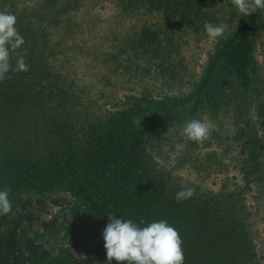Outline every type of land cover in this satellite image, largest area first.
Instances as JSON below:
<instances>
[{"label": "trees", "instance_id": "trees-1", "mask_svg": "<svg viewBox=\"0 0 264 264\" xmlns=\"http://www.w3.org/2000/svg\"><path fill=\"white\" fill-rule=\"evenodd\" d=\"M103 1L39 0L17 16L24 44L10 51V63L15 68L23 57L27 70L0 80V188L10 189V200L27 192H68L83 218L102 230L111 213L137 222L165 219L179 231L185 264H259L245 191L193 188L191 198L178 202L182 188L155 161L150 146L164 139L170 121L230 114L244 188L264 200V76L253 45L264 7L250 0L248 12L214 45L189 94L156 97L143 90L121 109L104 113L86 103L58 69L61 44L54 42L57 34L62 41L73 35L74 15L85 3ZM110 1L127 16L144 11L162 18V25L142 26L123 38L122 52L143 63V71L170 62L175 32L218 23L215 0ZM103 62L111 63L108 55ZM30 247L38 261L62 263L42 246ZM22 248L16 229H0V264H21ZM91 255L97 261L106 257L104 241Z\"/></svg>", "mask_w": 264, "mask_h": 264}, {"label": "rangeland", "instance_id": "rangeland-1", "mask_svg": "<svg viewBox=\"0 0 264 264\" xmlns=\"http://www.w3.org/2000/svg\"><path fill=\"white\" fill-rule=\"evenodd\" d=\"M215 1L213 13L218 23L213 24L223 27L222 35L213 38L204 29L175 32V52L170 62L159 70L151 64L149 71H143V63H138L134 57L128 60V51L127 54L122 52L123 38L142 26L162 25L161 16L144 11L127 16L110 0L85 3L74 15L78 27L73 35L66 41L58 34L54 36V42L61 44L58 69L75 83L79 95L97 112L119 110L143 90H149L156 97L187 95L199 82L216 42L228 34L250 6V0H243L247 10L242 11L234 0ZM38 3L39 0H0V12L17 18ZM255 32V58L264 76V11ZM105 55L111 60L110 64L103 62ZM113 59L119 61V65ZM202 120L211 121L213 125L202 143L183 138L182 128L187 120L181 123L173 120L168 123L164 139L151 144L150 152L176 186L201 192H217L223 186L244 190L257 259L259 264H264V200L256 201L255 194L244 188L240 144L235 145L232 139V118L230 114L204 115ZM262 137L264 140V132ZM11 202V211L0 215V229H16L18 245L23 246L21 264L38 261L31 245L42 246L61 264H108L107 257L97 261L91 255V251L103 243V230L83 218L81 208L70 193L53 191L35 195L27 192ZM37 264L47 263L38 261Z\"/></svg>", "mask_w": 264, "mask_h": 264}, {"label": "clouds", "instance_id": "clouds-1", "mask_svg": "<svg viewBox=\"0 0 264 264\" xmlns=\"http://www.w3.org/2000/svg\"><path fill=\"white\" fill-rule=\"evenodd\" d=\"M242 10H247L243 0H234ZM264 7V0H255V5ZM16 17L0 12V80L10 71L27 70L23 57L16 61L15 68L10 63V51L20 48L24 39L18 32ZM204 30L210 37H219L223 27L209 22L204 23ZM211 121L190 119L182 128L186 141L202 143L210 134ZM193 188H182L175 194V199L183 201L194 195ZM10 189L0 188V215L8 214L12 209ZM108 222L102 231L104 248L108 264H185L182 238L179 231L165 219L144 220L139 222L119 218L114 213L108 214Z\"/></svg>", "mask_w": 264, "mask_h": 264}]
</instances>
